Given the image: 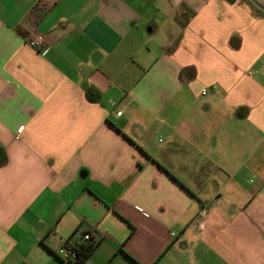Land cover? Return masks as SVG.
I'll return each instance as SVG.
<instances>
[{
    "label": "crops",
    "instance_id": "1",
    "mask_svg": "<svg viewBox=\"0 0 264 264\" xmlns=\"http://www.w3.org/2000/svg\"><path fill=\"white\" fill-rule=\"evenodd\" d=\"M0 145V264H264V0H0Z\"/></svg>",
    "mask_w": 264,
    "mask_h": 264
},
{
    "label": "built area",
    "instance_id": "2",
    "mask_svg": "<svg viewBox=\"0 0 264 264\" xmlns=\"http://www.w3.org/2000/svg\"><path fill=\"white\" fill-rule=\"evenodd\" d=\"M26 41L29 45L32 47L41 49L44 47V45L47 42L46 35L38 30H30L28 32V36L26 37ZM122 111H118V115H121ZM175 233H173L174 235ZM71 243H73L76 240L80 241H88L92 240L91 234L87 231H82L80 229H76L72 235H71ZM58 255L62 259L63 264H69L71 261H76L78 258V253L74 249V246L72 244H68L66 246H63L59 249Z\"/></svg>",
    "mask_w": 264,
    "mask_h": 264
},
{
    "label": "trees",
    "instance_id": "3",
    "mask_svg": "<svg viewBox=\"0 0 264 264\" xmlns=\"http://www.w3.org/2000/svg\"><path fill=\"white\" fill-rule=\"evenodd\" d=\"M8 161V156L6 150L0 145V166L6 164ZM74 246V249L78 253V258L76 261H71L69 264H83L90 252L95 246L94 240L80 241L76 240L73 243H70Z\"/></svg>",
    "mask_w": 264,
    "mask_h": 264
}]
</instances>
